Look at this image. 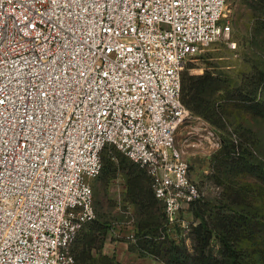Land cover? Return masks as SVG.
<instances>
[{"label":"built area","instance_id":"obj_1","mask_svg":"<svg viewBox=\"0 0 264 264\" xmlns=\"http://www.w3.org/2000/svg\"><path fill=\"white\" fill-rule=\"evenodd\" d=\"M226 7L0 0V264H82L71 245L108 146L147 169L171 221L200 199L176 133L208 124L183 103L182 73L230 34Z\"/></svg>","mask_w":264,"mask_h":264},{"label":"rangeland","instance_id":"obj_2","mask_svg":"<svg viewBox=\"0 0 264 264\" xmlns=\"http://www.w3.org/2000/svg\"><path fill=\"white\" fill-rule=\"evenodd\" d=\"M225 21L230 34L203 47L183 70L195 79L211 73L208 104L193 113L208 124L205 135L197 120L176 133L200 199L171 221L147 169L108 146L93 182L95 217L71 245L80 263L167 264L177 247L185 264L197 256L206 257L203 264H264V0H227Z\"/></svg>","mask_w":264,"mask_h":264},{"label":"trees","instance_id":"obj_3","mask_svg":"<svg viewBox=\"0 0 264 264\" xmlns=\"http://www.w3.org/2000/svg\"><path fill=\"white\" fill-rule=\"evenodd\" d=\"M210 80H211V73L208 71L204 75L199 76L197 79H195V77L191 73H189V71H187L186 73H184L183 71L182 73V100L185 106L192 113H197L199 110L203 111L205 109L204 105L208 104L207 101L204 99L203 95L206 92V86L210 83ZM234 152L238 154L237 156H241V155L244 156V152L242 153L239 150L238 145L235 146ZM102 171H103V165H102ZM203 231H204V227L199 225L198 236L200 237L202 234L204 235L199 240H200V243L205 242L204 244V247H205L207 245L206 242H209V240H208L207 233H204ZM172 243L175 246V242L173 241ZM169 253H170V259L166 261L167 264H185V263H182L181 253H179V249L177 247H174L173 250H169ZM230 257H232V254H230V256L224 257L223 261L226 262ZM204 258L206 257L197 256V258L196 257L191 258L192 260H190V264H203Z\"/></svg>","mask_w":264,"mask_h":264},{"label":"snow or ice","instance_id":"obj_4","mask_svg":"<svg viewBox=\"0 0 264 264\" xmlns=\"http://www.w3.org/2000/svg\"><path fill=\"white\" fill-rule=\"evenodd\" d=\"M105 75H106V73H105Z\"/></svg>","mask_w":264,"mask_h":264}]
</instances>
